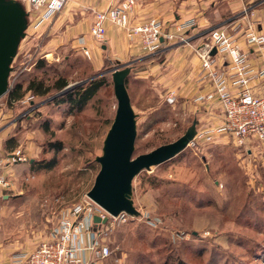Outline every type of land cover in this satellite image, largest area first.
<instances>
[{"label":"rangeland","instance_id":"rangeland-1","mask_svg":"<svg viewBox=\"0 0 264 264\" xmlns=\"http://www.w3.org/2000/svg\"><path fill=\"white\" fill-rule=\"evenodd\" d=\"M91 1L74 4L67 0L62 11L41 24L45 8L29 15L27 35L12 63L10 88L18 82L25 89L32 78L52 85L64 77L68 85L46 96L27 92L26 96H34L30 103L22 99L10 103L8 93L0 98V131L15 122L3 149H21L27 156L26 161L5 169L10 185L2 194L10 196L0 198V242L14 251L12 257L31 252L50 237L65 211L87 199L100 171L96 157L102 155L117 111L113 71L130 65L126 85L137 114L134 157L177 140L195 120L203 136L134 178L133 199L139 216L108 212L107 222L98 223L103 227V242L113 250L104 264H264V147L255 138L251 144L238 145L229 132L215 135L222 117L220 103L215 119L213 115L205 118L203 111L206 100L217 101L216 74L209 73L217 68L221 77L227 71L225 53L214 48L218 64L209 72L200 61L199 74L208 86L203 93L185 101L183 88L170 103L169 88L175 87L172 92L180 89L181 49H176L194 38L187 36L189 43L162 38L159 48L149 52L138 48L139 37L130 40L113 25L123 33L126 49L122 42L110 48L107 41L101 44L92 34L90 40H81L82 35L74 39L75 23L88 28V20L98 11L90 6ZM94 1L107 9L118 0ZM240 1L242 8L234 13L232 0H136L130 18L134 25L158 19L171 33H178L177 23L193 19L184 34L202 20L205 26L197 36L201 44L212 30L221 28L245 44L249 24L259 28L264 16L256 12L259 0ZM186 11L191 18L181 19ZM237 18L241 21L228 25ZM93 79H104L105 85L81 111L70 113L68 102H53ZM53 157L56 165L46 168L45 162Z\"/></svg>","mask_w":264,"mask_h":264},{"label":"built area","instance_id":"built-area-1","mask_svg":"<svg viewBox=\"0 0 264 264\" xmlns=\"http://www.w3.org/2000/svg\"><path fill=\"white\" fill-rule=\"evenodd\" d=\"M66 1L25 0L29 2V6L25 5L29 14L33 10L46 9L39 22L41 24L55 13L62 11ZM135 6L136 0H118L110 4L107 9L96 11L91 27L94 40L101 44L105 43L107 23H111L124 30L130 40H138L139 37L141 45L137 44L138 48L149 52L159 48L162 38H176L180 40L179 42L189 43L188 35L184 34L183 30L194 24L193 19L178 21L179 23L175 25L178 33L168 32L164 28L165 23L158 19L134 25L130 16ZM238 41L236 36L221 28L212 30L208 39L196 48L201 64L207 72L218 64L212 54L214 48L217 52L225 53L224 64L229 65L221 77H218L217 68L213 73H209L216 74L214 81L217 97L215 99L222 108L221 123L215 126L217 128L213 133L218 135V133L229 132L238 145L251 144L252 138H255L264 147V95H258L254 89V81L264 78V64L255 70L248 52L249 49L258 51L264 49V33L260 32L257 24L252 22L245 33L246 51ZM89 53L86 50V54L89 55ZM33 97L29 94L22 98L21 102L30 103ZM176 99L177 93L170 91L168 101L174 103ZM202 136L203 133L197 131L192 143ZM26 160L27 156L21 149L15 150L6 158L0 157V189H6L10 185V181L4 174L5 169L11 164ZM107 213L102 206L87 197L84 202L70 207L62 214L58 226L51 231L49 238L41 241L31 252L16 254L7 264H104L113 250L103 242V227L95 223L94 217L108 218Z\"/></svg>","mask_w":264,"mask_h":264},{"label":"water","instance_id":"water-1","mask_svg":"<svg viewBox=\"0 0 264 264\" xmlns=\"http://www.w3.org/2000/svg\"><path fill=\"white\" fill-rule=\"evenodd\" d=\"M29 12L20 0H0V98L10 89L12 63L21 41L27 35ZM104 48L106 46L104 45ZM212 53H216L213 49ZM131 66L113 71L118 101L114 121L104 140L102 155L96 157L100 171L87 196L113 216L127 213L139 216L133 199V180L143 170L160 165L182 152L197 134V120L177 140L134 157L137 138V114L134 111L126 80ZM108 218L94 217L95 223Z\"/></svg>","mask_w":264,"mask_h":264},{"label":"crops","instance_id":"crops-1","mask_svg":"<svg viewBox=\"0 0 264 264\" xmlns=\"http://www.w3.org/2000/svg\"><path fill=\"white\" fill-rule=\"evenodd\" d=\"M80 1L82 3L84 0H73V3L74 4H80V3H78ZM232 1H233V4L231 6L232 10L234 13H238L239 10L242 8V2L240 0H232ZM255 5H258L257 7H260V8H257L256 12H258L260 15L264 16V0H259V2ZM90 6H92V8L95 11L96 10H103L102 9L103 7L101 8V7L97 6L94 0L91 1ZM188 14H189V12L186 11L185 14H183V17H181V19L191 18V17H189ZM238 20L241 21L240 18H237V19H234V20H231L230 22H228V25H234L236 22H238ZM92 22H93V17L90 18V20H88V23H87L88 28H86V29L84 28L83 24L75 23V28L72 31L73 38L77 39V37L79 38V36L82 35L81 40H84V41L90 40L92 37V35H91ZM56 23H57V21H56ZM204 26L205 25H204V23L202 24V20H201V22L199 24H196L195 27L191 28L189 31L187 30V35L190 36V39L194 38L193 39L194 43H192L193 41H191L192 44L190 43L188 45H179L176 49L178 51L181 49L179 52L180 53L179 58L181 61L178 63V67H177V70H178L177 81L179 82L180 89H178V90L176 89L177 91H174V92L179 95L181 89L184 88L185 101H186V99L187 100H189V99L195 100V97L199 93H203L202 91L208 87L207 85L203 84L202 77L199 74L200 58L197 56V53H196V48L202 42L201 39H197V36L201 32V28H203ZM206 28H208V27H206ZM259 29L264 33V20L259 25ZM107 32H108L107 45H109L110 48H112L114 46L120 47V43L122 42L121 45L123 46V48L126 49V46H125L124 40H123L124 36L120 30L115 28L113 26V24L107 23ZM238 38H240V39H238V40H240L239 41L240 45L244 48L245 44H244L243 39L241 37H238ZM196 44H197V46H196ZM105 46H106V44H105ZM103 47H104V45H103ZM248 52H249L250 62L252 64V66L254 67V69L257 70L264 61V49L261 51H258L257 49H255V50L249 49ZM254 87H255L254 88L255 92L258 95H264V78H262L260 81H254ZM174 89H175V87H170L169 91H172ZM208 91L209 90H207L206 93ZM209 102H211V101L209 100ZM209 102H208V100H206V102H204L206 104V106L203 110L205 112V118L213 115V117L215 119L216 116H218V113L221 112V109L219 108V102H218V100L213 101L211 103H209ZM199 105H201V104H199ZM10 122H12V121H10ZM14 124H15V122L12 123L8 128L0 131V157H3L5 155H9L10 153H12L15 150V149H12V150L11 149H3L6 141L8 140L9 130H10L11 126H13ZM25 150H27V149H25ZM28 150L31 151L33 149H28ZM30 160H32V157H30ZM4 174L6 176L7 172L5 171ZM4 190L5 189H0V198L4 197V199H5L10 195L2 194V192ZM2 236L3 235L1 232L0 238ZM13 252L14 251L10 250V247L3 246L2 242H0V264H7L10 260H12L13 257L11 256V254Z\"/></svg>","mask_w":264,"mask_h":264},{"label":"trees","instance_id":"trees-1","mask_svg":"<svg viewBox=\"0 0 264 264\" xmlns=\"http://www.w3.org/2000/svg\"><path fill=\"white\" fill-rule=\"evenodd\" d=\"M22 42V41H21ZM44 61H41L43 63ZM13 68V67H12ZM127 84V80H126ZM68 85L67 80L64 77H59L54 81L52 85H47L44 80L32 78L27 87L24 89L22 84L14 82L12 87L8 92L9 102L12 103L16 100H20L26 96L27 92H32L38 96H46L53 91H62ZM105 85L104 79H93L89 82L88 85H81L76 87L71 92L62 94L59 97L53 99V102L57 104H62L63 102H68L70 104V113L72 110L77 109L81 111L86 104L96 95L98 90ZM72 108V109H71ZM12 138V137H11ZM10 139H8L9 141ZM56 143H52L54 147ZM61 148V144L59 143ZM61 150V149H57ZM35 163V162H34ZM57 163L56 157H53L49 161L45 162L46 168L50 169L54 167Z\"/></svg>","mask_w":264,"mask_h":264}]
</instances>
